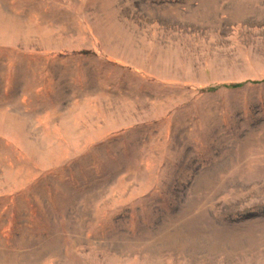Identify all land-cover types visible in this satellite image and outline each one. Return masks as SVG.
I'll use <instances>...</instances> for the list:
<instances>
[{
	"label": "rangeland",
	"instance_id": "1",
	"mask_svg": "<svg viewBox=\"0 0 264 264\" xmlns=\"http://www.w3.org/2000/svg\"><path fill=\"white\" fill-rule=\"evenodd\" d=\"M0 264H264V0H0Z\"/></svg>",
	"mask_w": 264,
	"mask_h": 264
},
{
	"label": "trees",
	"instance_id": "2",
	"mask_svg": "<svg viewBox=\"0 0 264 264\" xmlns=\"http://www.w3.org/2000/svg\"><path fill=\"white\" fill-rule=\"evenodd\" d=\"M235 86H237V85H235Z\"/></svg>",
	"mask_w": 264,
	"mask_h": 264
}]
</instances>
